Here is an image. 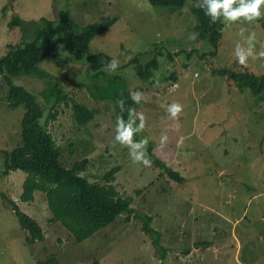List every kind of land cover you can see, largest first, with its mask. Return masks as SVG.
Returning a JSON list of instances; mask_svg holds the SVG:
<instances>
[{
    "label": "rangeland",
    "instance_id": "374dc122",
    "mask_svg": "<svg viewBox=\"0 0 264 264\" xmlns=\"http://www.w3.org/2000/svg\"><path fill=\"white\" fill-rule=\"evenodd\" d=\"M194 4L187 0L174 8L149 0H0V57L9 44L21 41L19 27L8 25L14 16L58 20L59 13L68 10L77 31L113 19L112 26L90 41V52L115 58L116 71L107 70L110 61L103 71L108 77L122 76L132 92L143 94L136 113L140 123L144 121L140 140L146 138L147 151L152 146L154 156L185 178L178 182L152 164H134L132 149L114 144V103L98 101L91 94L95 85L106 82L93 81L90 64L76 63L60 47L38 66L59 78L67 93V103L58 107V121L49 127L63 166L88 160L80 176L101 184H106V173L118 168L111 183L131 198L134 213L152 217L167 255L155 248L152 236L143 230V220L133 213L129 220L125 214L118 216L78 243L62 223L52 220L45 192L36 191L33 201L19 199L25 174L1 172L3 155L21 142L24 107L8 106L0 75V190L46 232L43 241L28 244V232L0 197V264H37L53 256L64 264H264V95L257 97L247 85L218 74L225 70L264 76V59L249 56L246 67L236 60L238 49L264 51V19L228 24L221 16L222 35L214 50L195 31ZM253 33L255 39L250 40ZM190 34L195 39H189ZM153 60L159 70L150 83L139 73ZM172 73L178 76L176 84L159 82L161 75ZM12 83L46 106L42 93L49 89L48 78L22 75ZM74 102L93 111L94 119L87 125L77 124ZM173 103L183 107L177 118L166 110ZM162 134L167 135L163 147ZM197 242L209 245L197 248Z\"/></svg>",
    "mask_w": 264,
    "mask_h": 264
},
{
    "label": "trees",
    "instance_id": "16d2710c",
    "mask_svg": "<svg viewBox=\"0 0 264 264\" xmlns=\"http://www.w3.org/2000/svg\"><path fill=\"white\" fill-rule=\"evenodd\" d=\"M187 0H149L153 5L183 7ZM193 12L197 18L195 31L204 37L210 45L217 49L222 35L223 24L220 17L214 22L210 15H205L207 4L205 0H194ZM199 5L200 7H196ZM237 6V5H236ZM114 20L109 18L85 26L81 31L76 30L74 21L69 17L68 10L59 13L58 20L42 17L33 20H24L14 16L8 25L18 26L21 31V41L9 44L6 52L0 57L1 81L6 86V100L10 108L24 107V114L20 121L21 142L10 153L3 155L2 172L8 176L11 172L21 171L25 174L22 182V192L19 199L23 202L33 201L36 191L47 194L52 220L60 222L72 234L78 243L93 236L99 230L114 222L118 216L127 215L130 219L133 213L143 220V230L150 234L155 248L166 257L167 251L163 247L162 235L153 227L152 217L146 213H134L131 198L122 196L111 182L119 172L118 168L110 170L104 176L106 184L87 180L80 176L89 165L88 160L75 163L66 168L62 164V153L54 135L49 131L52 123L58 121L60 111L58 107L67 103V93L59 78L55 79L45 71L39 69L45 59L51 56L58 48L68 50L76 63L87 62L94 72L93 81L101 80L105 83L95 85L91 91L98 101L114 103L116 117L122 116L124 125H131L137 129L140 120L137 117L139 103L133 101L129 93L132 92L129 83L120 75H108L103 71L106 62L111 61L104 53H91L90 41L98 34L105 32ZM159 70L156 60L146 65L139 73L141 79L155 82ZM226 75L230 80L247 85L252 93L259 97L264 95V76L254 73L234 74L225 70L218 72ZM38 76L48 78L49 89L42 93L46 106L39 103L37 97L21 86L12 83L18 76ZM178 76L175 73L161 75L159 82L172 81L176 84ZM123 99V111L117 105V100ZM74 118L78 125L85 126L94 119V113L85 105L73 103ZM131 110V111H129ZM43 121L41 124L40 121ZM141 129L134 132V139L139 141ZM152 165L163 171L169 178L183 182L178 172L173 171L166 164L154 156L152 146L147 151ZM0 197L14 212L20 227L28 232V244L43 241L46 232L41 223L34 217L22 211L19 205L0 190ZM208 247V242H200ZM197 242V245H201ZM190 251H186L189 254ZM37 264H64L60 258L53 256ZM93 264H101L95 261Z\"/></svg>",
    "mask_w": 264,
    "mask_h": 264
},
{
    "label": "clouds",
    "instance_id": "9594fccd",
    "mask_svg": "<svg viewBox=\"0 0 264 264\" xmlns=\"http://www.w3.org/2000/svg\"><path fill=\"white\" fill-rule=\"evenodd\" d=\"M205 2L207 4V11L205 15H210L213 22L221 16L224 18L223 22L228 24H234L241 19L247 23H253L260 19H264V13L261 12V7L264 6V0H205ZM195 6L200 7L199 5ZM189 39H195V34H190ZM253 39H255L254 33L250 36V40ZM236 55L238 64L244 67L248 64L249 56H251L253 60L264 59V51H261L258 54H253L251 49H249L248 53L241 52L238 49ZM118 67V61L113 58L110 62H108L107 70H109L110 73H114ZM129 95L136 103H139L143 98V94L140 92H130ZM117 105L121 108V111H123V99H118ZM166 110L172 118H177L183 111V107L178 103H173L167 106ZM40 123L42 124L43 121L41 120ZM143 127V119H141V123L138 128L133 129L131 125L125 126L123 117L121 115L118 116L116 121V136L114 138V144L118 143L122 147L132 149L129 150V156L134 164L140 163L145 167H150L152 161L147 158L148 140L146 138H142L139 141L134 139V132L143 129ZM166 143L167 135L162 134L160 146L163 147ZM134 149L142 150L135 151Z\"/></svg>",
    "mask_w": 264,
    "mask_h": 264
},
{
    "label": "water",
    "instance_id": "95a60500",
    "mask_svg": "<svg viewBox=\"0 0 264 264\" xmlns=\"http://www.w3.org/2000/svg\"><path fill=\"white\" fill-rule=\"evenodd\" d=\"M72 66H76V67H79L81 66L80 64H71Z\"/></svg>",
    "mask_w": 264,
    "mask_h": 264
},
{
    "label": "crops",
    "instance_id": "0c3cea01",
    "mask_svg": "<svg viewBox=\"0 0 264 264\" xmlns=\"http://www.w3.org/2000/svg\"><path fill=\"white\" fill-rule=\"evenodd\" d=\"M198 247H200V245H197V248H198ZM189 254H190V252H189ZM189 254H188V255H189ZM190 260H191V258H190ZM190 260H189L188 262H190Z\"/></svg>",
    "mask_w": 264,
    "mask_h": 264
}]
</instances>
